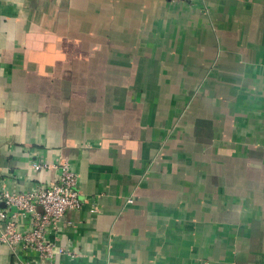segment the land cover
<instances>
[{
	"label": "crops",
	"instance_id": "1",
	"mask_svg": "<svg viewBox=\"0 0 264 264\" xmlns=\"http://www.w3.org/2000/svg\"><path fill=\"white\" fill-rule=\"evenodd\" d=\"M59 161L55 264H264V0H0V188Z\"/></svg>",
	"mask_w": 264,
	"mask_h": 264
},
{
	"label": "built area",
	"instance_id": "2",
	"mask_svg": "<svg viewBox=\"0 0 264 264\" xmlns=\"http://www.w3.org/2000/svg\"><path fill=\"white\" fill-rule=\"evenodd\" d=\"M193 1V0H172ZM54 167V181L42 184L27 192L0 188V243L6 245L17 257L18 252L35 253L37 260H19L16 264H55L59 255L73 256L63 247L47 240L49 231H56L67 212L79 211L82 201L77 188V176L66 161L55 164L33 162L31 169L36 173ZM129 202L132 199L128 200ZM27 221V226H24Z\"/></svg>",
	"mask_w": 264,
	"mask_h": 264
}]
</instances>
